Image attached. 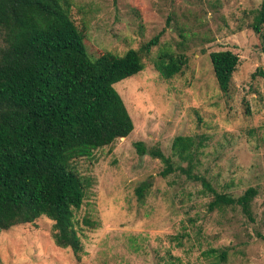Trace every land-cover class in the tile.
<instances>
[{"label":"rangeland","instance_id":"1","mask_svg":"<svg viewBox=\"0 0 264 264\" xmlns=\"http://www.w3.org/2000/svg\"><path fill=\"white\" fill-rule=\"evenodd\" d=\"M62 2L92 57L160 41L142 72L115 84L133 132L75 162L91 183L74 211L83 250L58 247L54 221L42 216L0 231L1 264H264V25L260 34L253 29L262 0ZM227 50L240 62L225 93L210 54ZM162 53L185 55L183 73L162 78L155 68ZM180 136L194 139V173L219 193L257 188L254 223L240 207L210 211L213 195L181 171L162 176L165 164L149 152L186 168L189 160L173 150Z\"/></svg>","mask_w":264,"mask_h":264},{"label":"trees","instance_id":"2","mask_svg":"<svg viewBox=\"0 0 264 264\" xmlns=\"http://www.w3.org/2000/svg\"><path fill=\"white\" fill-rule=\"evenodd\" d=\"M263 25L264 0L253 29L260 34ZM159 41L160 35L123 55L92 57L84 31L62 0H0V231L46 216L54 221L58 247L76 255L83 250L74 211L82 207L91 183L75 162L133 132V120L115 84L142 72ZM210 60L219 88L227 93L239 56L218 51ZM188 61L185 55L162 53L155 68L169 80L183 73ZM193 146L192 137L174 140V152L189 160L186 168H175L159 149L149 153L165 164L162 176L179 170L201 182L213 195L210 211L240 207L254 223L257 188L239 197L219 193L194 173ZM136 147L142 155L148 152L141 142ZM148 187L138 190L140 198ZM260 238L264 241V235Z\"/></svg>","mask_w":264,"mask_h":264},{"label":"bare ground","instance_id":"3","mask_svg":"<svg viewBox=\"0 0 264 264\" xmlns=\"http://www.w3.org/2000/svg\"><path fill=\"white\" fill-rule=\"evenodd\" d=\"M122 139H125V138H122Z\"/></svg>","mask_w":264,"mask_h":264}]
</instances>
